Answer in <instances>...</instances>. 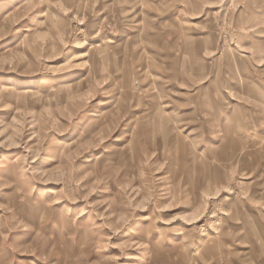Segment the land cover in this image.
I'll return each mask as SVG.
<instances>
[{
    "label": "rangeland",
    "instance_id": "rangeland-1",
    "mask_svg": "<svg viewBox=\"0 0 264 264\" xmlns=\"http://www.w3.org/2000/svg\"><path fill=\"white\" fill-rule=\"evenodd\" d=\"M0 264H264V0H0Z\"/></svg>",
    "mask_w": 264,
    "mask_h": 264
},
{
    "label": "bare ground",
    "instance_id": "bare-ground-1",
    "mask_svg": "<svg viewBox=\"0 0 264 264\" xmlns=\"http://www.w3.org/2000/svg\"><path fill=\"white\" fill-rule=\"evenodd\" d=\"M8 98L11 99V98H18L19 96H21V92H20V89L19 87L17 86H14L12 87L9 91H8V94H7ZM7 99V98H6Z\"/></svg>",
    "mask_w": 264,
    "mask_h": 264
}]
</instances>
